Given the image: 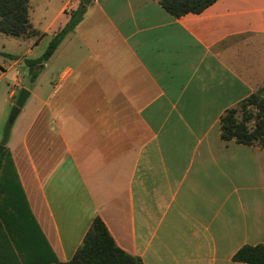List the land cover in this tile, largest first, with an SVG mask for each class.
<instances>
[{
    "label": "crops",
    "instance_id": "1",
    "mask_svg": "<svg viewBox=\"0 0 264 264\" xmlns=\"http://www.w3.org/2000/svg\"><path fill=\"white\" fill-rule=\"evenodd\" d=\"M80 6L30 0L40 39L0 32V80L20 67L0 88V137L20 88L40 102L0 157V264L67 262L96 217L144 264H249L234 256L264 243V147L224 141L220 123L264 86V0L179 17L91 0L24 84Z\"/></svg>",
    "mask_w": 264,
    "mask_h": 264
},
{
    "label": "trees",
    "instance_id": "2",
    "mask_svg": "<svg viewBox=\"0 0 264 264\" xmlns=\"http://www.w3.org/2000/svg\"><path fill=\"white\" fill-rule=\"evenodd\" d=\"M217 0H160L162 6L172 15L179 17L189 12L199 13ZM91 0H81L70 20L50 41L44 53L38 58L26 59L29 74L35 81L44 64L52 57L65 36L73 31ZM30 0H0V32L13 37L40 39L42 34L30 20ZM241 113V116L239 114ZM253 122V125H250ZM221 138L235 140L246 145L264 147V86L252 93L236 107L226 111L220 123ZM10 126L3 132L6 142ZM4 152L0 153V157ZM235 261L249 264H264V243L245 245L234 256ZM52 264H144L138 256L122 249L115 241L105 222L96 217L74 257L67 262Z\"/></svg>",
    "mask_w": 264,
    "mask_h": 264
},
{
    "label": "rangeland",
    "instance_id": "3",
    "mask_svg": "<svg viewBox=\"0 0 264 264\" xmlns=\"http://www.w3.org/2000/svg\"><path fill=\"white\" fill-rule=\"evenodd\" d=\"M59 64H61L62 62H58ZM7 68V67H6ZM17 70H20V67H16L14 68L11 72L8 73V76L4 77L2 80H0V88L1 87H5V88H8V89H11V87H13L15 84H16V80H17V77H18V74H17ZM3 72V69L0 68V74ZM25 74V78H24V84H27L28 86H33V82L32 81V77L30 76V74L28 72H22V75ZM41 74V72L39 73V75ZM38 75V76H39ZM41 76V75H40ZM46 77L42 76L41 77V80L43 81H46ZM45 86L43 88H40V95L42 96H45L47 91L44 89ZM22 88H20L16 94V97H15V100L17 101L18 99V96H19V93L21 91ZM52 89V86H50V90ZM39 104L40 102L38 100L35 99V97H29V99L27 100V102L25 103V105L23 107H26L23 111L25 112V114H23V111L19 113V115L17 116V118L15 119L14 123L13 124H9L8 121H9V117L11 115V112H12V109H13V106L12 105L9 109H8V115L6 116L5 118V121H3V127L4 129L7 127V126H10V128L14 127V126H20V125H23V124H26L28 122V119L27 117L30 116L31 113H33L35 110H37V108L39 107ZM22 107V108H23ZM23 115L25 117L26 115V119L23 120ZM239 116H241V113L239 114ZM250 125H253V122H250ZM4 132V130H3ZM3 133L0 137V146H7L8 145V142H9V138L6 142H4L3 140ZM4 152V155H6L7 153V150L3 151ZM2 153V152H0ZM3 155V156H4ZM2 156V157H3Z\"/></svg>",
    "mask_w": 264,
    "mask_h": 264
},
{
    "label": "water",
    "instance_id": "4",
    "mask_svg": "<svg viewBox=\"0 0 264 264\" xmlns=\"http://www.w3.org/2000/svg\"><path fill=\"white\" fill-rule=\"evenodd\" d=\"M30 90L26 87H23L19 93L18 99L16 101V103L13 106L11 115L9 117V124H13L15 119L17 118V116L19 115V113L22 110V107L25 105L26 100L28 99V97L30 96ZM4 150V146H0V152H2Z\"/></svg>",
    "mask_w": 264,
    "mask_h": 264
}]
</instances>
